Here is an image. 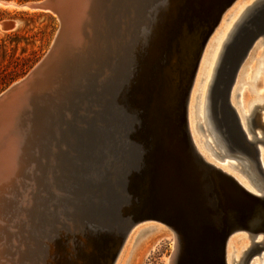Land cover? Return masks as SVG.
<instances>
[{
    "label": "water",
    "instance_id": "1",
    "mask_svg": "<svg viewBox=\"0 0 264 264\" xmlns=\"http://www.w3.org/2000/svg\"><path fill=\"white\" fill-rule=\"evenodd\" d=\"M85 1L19 4L52 15L58 28L43 59L0 94V119L11 111L12 132L24 138L21 143L14 136L0 149L6 157L12 143L20 140L23 147L17 174L0 173L14 189L0 199V230L24 217L14 236L15 264L42 257L57 264H113L128 232L144 222L175 233V264H225L228 237L242 231L251 246L236 264H248L264 250V193L244 190L205 162L187 122L202 50L235 0H106L83 11ZM77 12L82 21L93 19L89 42L83 38L87 27L69 29V15ZM260 36L264 41V0L236 25L210 102L225 156L240 161L246 154L264 188L256 146H264V124L254 110L246 139L227 102L236 72ZM74 37L89 49L67 45ZM257 125L261 137L253 130ZM196 128L207 132L201 124ZM2 140L0 135V147ZM6 163L0 157V171Z\"/></svg>",
    "mask_w": 264,
    "mask_h": 264
},
{
    "label": "rangeland",
    "instance_id": "2",
    "mask_svg": "<svg viewBox=\"0 0 264 264\" xmlns=\"http://www.w3.org/2000/svg\"><path fill=\"white\" fill-rule=\"evenodd\" d=\"M4 2H12L15 4H23V3H31V2H39L41 0H0ZM106 0H96V4L105 3ZM254 0H238V8L248 6ZM243 2V3H242ZM241 3V5H240ZM244 5V6H243ZM234 9V8H233ZM237 10V8H236ZM230 13H226L227 15H233L234 10H229ZM228 16V17H229ZM228 19H231L230 17ZM4 23V29L0 30V93L5 91L11 85L16 82L22 80L46 55L52 40L56 34L58 23L57 20L48 13L41 12H29L26 10H4L0 8V24ZM228 23L227 18L221 22L223 30L225 29V25ZM221 28V30H222ZM216 34L220 36L222 31ZM221 32V33H220ZM263 36H260L254 44L251 46L249 51L247 52L245 58L241 62L234 79V83L230 90L229 103L233 109L240 116L242 115L243 102L242 97L247 96V102L244 103V109L246 113L245 116L249 114H253L254 110L257 113V120L260 123L264 124V44L262 42ZM217 41V38H213L205 47L202 56L199 59L198 69L195 76V80L193 83V87L191 93L189 94V102L188 105V121L189 128L191 132V136H193V140L195 141L198 149L201 150V153L204 156H207V160L211 164L218 165L222 167L223 163L227 164H236V160L232 158H220L214 154H212L211 150L204 145L206 141L211 142V137L207 135V133H200L196 124L202 122L201 115L199 116L200 109L202 110V105L199 104L201 101L199 99V92L201 91V86L205 83V75H203L207 70V72H211L210 68H207L208 59L211 57V54L216 49L214 44ZM215 53V51H214ZM213 55V54H212ZM205 64V65H204ZM206 66V68H205ZM203 69V70H202ZM202 75V77H200ZM200 77V78H198ZM198 78V79H197ZM196 81V82H195ZM198 81V82H197ZM204 81V83H203ZM259 100V102H256ZM261 101V103H260ZM251 106H253L252 110ZM255 107V108H254ZM200 108V109H199ZM254 109V110H253ZM252 111V112H251ZM241 112V113H240ZM251 112V113H250ZM190 113V115H189ZM200 117V118H199ZM262 127L257 126L254 131L257 134L256 137H261ZM251 137V134L249 133ZM200 145V146H199ZM213 147V144L211 145ZM260 150L261 163L264 168V147L261 144L257 145ZM202 147V149H201ZM204 147V148H203ZM215 149V148H214ZM262 151V153H261ZM217 152V150H215ZM212 157V158H211ZM226 160V161H225ZM232 161V162H231ZM213 162V163H212ZM228 170L229 174L235 176L242 182L251 186L257 194H261L262 191L257 189V187L253 184L250 176L245 175L240 171V165L236 164L235 167H225ZM246 179V182H245ZM16 211V210H15ZM20 214V212L18 213ZM22 214H25L22 211ZM10 217V215L8 216ZM18 218V219H17ZM14 220H17L16 223L14 220H10L6 222V225L3 229L0 230V264H15V249L14 245L17 246L18 240L16 243L14 242V236L16 234H20L17 230L19 224H22L21 215ZM21 218V219H20ZM24 217L22 219V222ZM20 222V223H19ZM13 223L15 225L13 226ZM19 223V224H18ZM150 228H159L163 229L165 232L164 236L160 237V239L152 240L147 247L140 252L138 255L136 264H164L165 259H168L173 250V243L170 233L166 227L159 223L155 222H144L140 223L134 229L133 236L136 234H141V236L137 235L136 239L133 242L132 250L135 245L138 243V248L140 249L145 244L144 240L148 236H152L155 232H149ZM145 231V232H144ZM137 232V233H136ZM229 237V240H232L229 244V248L227 249L230 255H228L229 264H236L237 258H241V254L246 251L250 247V241L246 237L247 235L243 233H233ZM154 236V235H153ZM157 235H155L156 237ZM234 236V237H233ZM239 236V237H238ZM243 236V237H242ZM240 238V240H237ZM242 238V239H241ZM259 238H257L258 240ZM16 240V239H15ZM138 240V241H137ZM143 241V242H142ZM15 243V244H14ZM136 243V244H135ZM135 244V245H134ZM142 245V246H141ZM6 247V248H5ZM245 247V248H244ZM4 248V249H3ZM238 253V254H237ZM241 253V254H240ZM240 254V255H239ZM234 262H231L232 257ZM31 259V258H30ZM21 260V259H20ZM28 264H57L53 257L51 260L46 259V257L34 259V260H23ZM131 264H135L134 259H129ZM248 264H264V250L260 253L255 254L251 257Z\"/></svg>",
    "mask_w": 264,
    "mask_h": 264
},
{
    "label": "bare ground",
    "instance_id": "3",
    "mask_svg": "<svg viewBox=\"0 0 264 264\" xmlns=\"http://www.w3.org/2000/svg\"><path fill=\"white\" fill-rule=\"evenodd\" d=\"M240 1V0H239ZM244 1V0H243ZM256 2V0H254V1H252V3L250 4V5H248V6H244V7H241L240 6V8H238V4H239V2H238V0H235L230 6H229V8H227L223 13H222V15H221V17H220V19H219V21H218V23H217V25L215 26V28H214V30L212 31V33L210 34V36L208 37V39H207V41H206V43H205V45H204V48H203V50H202V53H203V51H204V49H205V47H206V45L214 38L215 39V37L217 38V41L214 43V44H216V46H215V53H214V51H213V55L211 54V57L208 59L209 61H208V64H207V68H206V66H205V68L206 69H211L210 71L211 72H207V70H205L206 72L203 74V75H205V77H203V78H205V83H204V81H203V87L201 86V91L199 92L200 94H199V99L201 100L200 102H199V104H201L202 106V110L200 109V112H199V116L201 117V120H202V122L201 123H199V124H201L202 126H203V128H205L206 130H207V132H208V134H209V136L211 137V142H209V141H206L205 143H204V145L206 146V147H208L210 150H211V152H212V154H214V155H216V156H218V157H220V158H224V157H226V158H228V156L226 155L225 156V149H226V142H225V140H224V138H223V136L221 135L222 133L220 132V127H219V122L217 121V118H216V115H215V112L213 111V106H212V104H211V102H210V88H211V85H212V81H213V79H214V76H215V72H216V69H217V66H218V64H219V61H220V58H221V56H222V53H223V51H224V48H225V46L228 44V42H229V40H230V38H231V35H232V33H233V31H234V29H235V27H236V25H238L242 20H243V18H244V16L246 15V13L249 11V9L252 7V5L254 4ZM243 3V2H242ZM95 4H96V0H87V1H85V4H84V7H83V11L84 10H89L90 8H94L95 7ZM240 5H241V3H240ZM0 8L1 9H4V10H7V9H9V10H12V9H15V10H26V11H29V12H36V11H32V10H29V9H27V8H24V7H20V5L19 4H15V3H12V2H4V1H0ZM235 9V11H233V12H235L233 15H231L230 14V16H229V14L227 15V17L225 16L226 15V13H230L231 11H229L230 9L231 10H234ZM236 8H237V10H236ZM89 12V11H88ZM87 12V13H88ZM42 13V12H41ZM83 13V12H82ZM89 14V13H88ZM82 15V14H81ZM80 15V13L79 12H77V13H72V14H70L69 15V22H68V24L70 25V28H69V25H68V27L67 28H65L66 30H68V28L71 30V28L73 29H76V30H79L80 28H81V24L83 25V29L84 28H88V30L85 32H83L84 34H83V38H84V40L85 41H87V42H89V41H91V40H93V35H94V30H93V26H94V22H93V19H92V17L91 18H88V19H90V23L89 22H87L88 21V19H86L87 21L85 22V21H82V17H80L81 16ZM231 18V19H228L229 17ZM225 18H227V20H228V23L225 25L226 27H225V29L223 30V26H222V24H221V22L222 21H224V19ZM85 22V23H84ZM90 24V25H89ZM90 26V27H89ZM5 27H4V23H1L0 24V30L1 29H4ZM221 28H222V30H221ZM222 31V33H221V35L219 36L218 35V37L216 36V34L217 33H219V31ZM72 32V31H71ZM78 35L79 36V34L78 33H74V35ZM55 37V36H54ZM54 39V38H53ZM83 39H81V40H79L77 37H74V39H72L71 41H67L66 42V44L67 45H69V46H75V47H77V49L78 50H76V52H80V50H82V49H84V50H87V49H89L88 47H87V44H86V42L84 41ZM52 42H53V40H52ZM50 48V47H49ZM49 50V49H48ZM48 52V51H47ZM202 53H201V56H202ZM47 54V53H46ZM78 55V54H77ZM200 56V57H201ZM75 57V56H74ZM80 57V56H79ZM43 59V58H42ZM199 63V62H198ZM205 65V64H204ZM63 66V65H62ZM198 66L199 65H197V68H196V71H195V75H194V78H193V82H192V86H191V90H192V87H193V83H194V80H195V76L196 75H198V74H196V72H197V70H199L198 69ZM203 70V69H202ZM199 72H200V70H199ZM199 76V75H198ZM197 77V76H196ZM200 77H202V75L200 76ZM200 77H198V78H200ZM197 78V79H198ZM19 82V81H18ZM196 82V81H195ZM198 82V81H197ZM14 85V84H13ZM12 86V85H11ZM191 90H190V92H189V94L191 93ZM1 94V93H0ZM229 96H230V93H229ZM229 96H228V99H227V102H228V105L230 106V108L232 109V111H233V113H234V115L236 116V119L238 120V123L240 124V128H241V130H242V132L244 133V135H245V138L246 139H251V137L249 136V129H251V127H252V117H253V115H254V113L253 114H249L248 116H245V114L244 113H246V112H244L245 111V109H244V103L245 102H247V96H243L242 97V102H243V108H242V115H238L237 114V112L235 111V109H233L232 107H231V105H230V103H229ZM188 102H189V96H188ZM188 102H187V122H188V128H189V121H188V112H189V110H188V107H190L189 105H188ZM256 102H259V100H257ZM260 103H261V101H260ZM20 106H21V104H19L18 105V107L20 108ZM252 108H253V106H251V109L250 110H252ZM254 110V109H253ZM7 111V112H6ZM5 111V113H7L6 114V116L4 117H2V118H4L3 119V121L1 122V124H2V126H4V129H2V130H0V135H3V140L1 141V147H0V149L1 148H3V146H5L6 144H7V142H8V140L9 141H11L12 139H13V137L14 136H20V133L19 134H17V133H13L12 132V129H13V126H14V124H13V120H14V114L11 112V111H8V110H6ZM11 112V113H10ZM252 112V111H251ZM250 112V113H251ZM4 113V114H5ZM241 113V112H240ZM10 115V116H9ZM11 115H13V116H11ZM189 115H190V113H189ZM199 117V118H200ZM1 118V119H2ZM0 119V120H1ZM257 126H259V125H257ZM254 130V129H253ZM206 131H205V133H207ZM9 133V135L8 136H6V134H8ZM189 134H190V137H191V140H192V142H193V145H194V147H195V149H196V151L198 152V154L202 157V159L205 161V162H207V163H209V164H211V161L209 162L208 160H207V156H204L202 153H201V150L200 149H198L199 147H197V145L198 144H196L195 143V141L193 140V136H191V132H190V128H189ZM251 134V133H250ZM256 136H257V134H256ZM11 138V139H10ZM22 139L23 138V136L21 135L20 137H19V139ZM255 138V137H254ZM7 141V142H6ZM20 141V140H19ZM14 142V143H12L8 148H7V150H8V152H7V155H6V157H4L3 156V154H2V156L0 155V157H1V159H3V158H6V161H7V163L4 165L5 167H2V170L0 171V173H2V174H4V173H9V174H11V175H15V174H17L16 172H18V170L20 169V164H21V161L20 160H18L17 161V158H20L19 157V155H18V152L23 148L22 147V145L20 146V142ZM24 141V138H23V140L21 141V143ZM209 143V144H208ZM213 144V147L211 146ZM258 145V144H257ZM256 145V146H257ZM200 146V145H199ZM261 146H263V145H261ZM22 147V148H21ZM264 147V146H263ZM204 148V147H203ZM215 148V149H214ZM201 149H202V147H201ZM215 150H217V152H215ZM261 153H262V151H261ZM242 156V155H241ZM257 157H258V162H259V164H260V168H261V171H262V173H263V176H264V168H263V165H262V163H261V161L263 160H261V156H260V150H259V148H258V146H257ZM212 158V157H211ZM235 160H237V159H235ZM248 160V157H247V155L245 154L244 155V157L239 161V160H237V162H236V164H239L240 165V171L242 172V173H244L245 175H249L250 176V178H251V180L253 181V184L257 187V189H259V190H263L262 191V193H264V188H263V186L262 185H260L259 184V182L256 180V178L254 177V175H253V173H251L250 171H249V169H248V165H247V161ZM226 161V160H225ZM232 162V161H231ZM213 163V162H212ZM236 164H227V163H223L222 164V167H219L218 165L216 166V165H214V164H211V165H213L214 167H216L217 169H219V170H221L222 172H224V173H226L227 175H229L230 177H232L244 190H246V191H248V192H250V193H252V194H256V195H259V194H257V192L251 187V186H249V185H247L246 183V179H245V182L246 183H244V182H242L241 180H239L238 178H236L235 176H233V175H231V174H229V172H227L228 170H225V169H227V168H225V167H229V168H231L232 166L233 167H235L236 166ZM247 173V174H246ZM9 186H12V182H10V178H9V176H4V177H0V196H2V197H0V199H6V198H4V197H11L12 196V194H13V188L12 189H8L7 187H9ZM3 193H4V195H3ZM4 196V197H3ZM8 197H7V199H8ZM20 215V214H19ZM24 215V214H23ZM22 215V216H23ZM138 225V224H137ZM137 225H135L129 232H128V234H127V236L125 237V240L123 241V243H122V245H121V247H120V249H119V251H118V254H117V256H116V258H115V260H114V263L113 264H131L130 262H129V259H134L135 260V264H136V261H137V258H138V255L140 254V252L141 251H143L146 247H147V245L152 241V240H157L158 238L160 239V237L162 236H164V234H165V232H163L162 230L163 229H159V228H150V230H148L149 232H155V234H153L152 236H148V237H146L145 239H143V241L144 240H147V241H145V244H143V247H141L140 249L138 248V243H139V241H138V243L135 245V247H134V249L132 250V246H133V242H134V240L140 235L141 236V234L143 233H140V234H138L137 232V234H136V236L134 237L133 236V234H134V229L136 228V226ZM165 227V226H164ZM167 228V227H166ZM168 230H170L171 232V234H172V236H171V239H172V243H173V250H172V252H171V255H170V257L168 258V259H165V261H164V264H175V257H176V252H177V250H176V247H175V240H176V236H175V233L172 231V229H170V228H167ZM145 232V231H144ZM234 233H243L242 231H236V232H234ZM244 235H245V233H243ZM155 235H157L156 237H155ZM232 235H234V234H232ZM247 235V234H246ZM231 236V235H230ZM229 236V237H230ZM229 237H228V239H227V241H226V244H225V247H224V263L225 264H229V261H228V255H230L231 256V254H229L228 252V246H229V244L230 243H232L231 241L232 240H229ZM232 237V236H231ZM234 237V236H233ZM239 237V236H238ZM243 237V236H242ZM247 238H248V236H246ZM257 238H259L258 240H257ZM158 239V240H159ZM242 239V238H241ZM249 239V238H248ZM262 239V236H257L256 237V239H255V241H260ZM157 240V241H158ZM237 240H240V238H237ZM142 241V242H143ZM250 241V240H249ZM230 245H232V244H230ZM1 246V245H0ZM142 246V245H141ZM250 246H251V242H250ZM6 248V247H5ZM245 248V247H244ZM250 248V247H249ZM248 248V249H249ZM4 249V248H3ZM247 249V250H248ZM246 250V251H247ZM1 251V250H0ZM245 252V251H244ZM243 252V253H244ZM243 253L241 254V256L243 255ZM238 254V253H237ZM239 254V255H240ZM237 258V257H236ZM235 258V256L234 257H232V260H231V262H234L233 261V259H236ZM242 258V257H241ZM240 259V258H239ZM239 259L237 258V261H239ZM237 263V262H236ZM234 264V263H233Z\"/></svg>",
    "mask_w": 264,
    "mask_h": 264
},
{
    "label": "flooded vegetation",
    "instance_id": "4",
    "mask_svg": "<svg viewBox=\"0 0 264 264\" xmlns=\"http://www.w3.org/2000/svg\"><path fill=\"white\" fill-rule=\"evenodd\" d=\"M263 42V44H264V41H262Z\"/></svg>",
    "mask_w": 264,
    "mask_h": 264
}]
</instances>
